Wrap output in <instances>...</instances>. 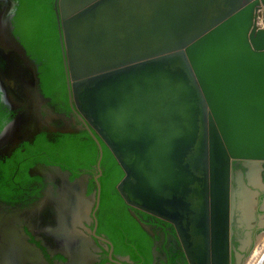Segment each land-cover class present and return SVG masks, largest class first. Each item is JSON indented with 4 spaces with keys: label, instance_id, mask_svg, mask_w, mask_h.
<instances>
[{
    "label": "water",
    "instance_id": "water-1",
    "mask_svg": "<svg viewBox=\"0 0 264 264\" xmlns=\"http://www.w3.org/2000/svg\"><path fill=\"white\" fill-rule=\"evenodd\" d=\"M17 4L0 0V94L16 113L0 133L3 157L38 135L80 131L41 91L13 34ZM54 13L69 105L99 149L95 193L88 175L70 183L81 211L100 207L104 145L123 172L124 203L169 224L187 264H234L235 218L247 223L234 165H264V0H55ZM10 208L0 202V264L43 262ZM95 215L94 240L125 264L96 235Z\"/></svg>",
    "mask_w": 264,
    "mask_h": 264
},
{
    "label": "trees",
    "instance_id": "trees-1",
    "mask_svg": "<svg viewBox=\"0 0 264 264\" xmlns=\"http://www.w3.org/2000/svg\"><path fill=\"white\" fill-rule=\"evenodd\" d=\"M15 1L18 4L11 19L13 34L38 66L43 95L51 100V106L56 112L69 113L66 78L54 13L55 0ZM15 115L3 102L0 94V133ZM102 146L104 154L101 161L103 175L99 179L101 203L97 213L98 234L104 235L113 244L115 256L129 257L134 264H155L153 252L160 237L156 232L152 235L144 230L142 223L149 225L155 221L163 222L134 211L124 203L116 190L123 172L109 150ZM98 159L99 149L84 129L73 134H55L53 138L46 134L38 135L34 143H24L10 157L0 159V201L15 205L27 203L31 196L39 195L41 189L32 186L35 182L43 183L41 177L32 175V169L38 164L62 167L71 171L76 179L84 174L97 173ZM93 190H96L94 183L90 186V193ZM166 254L168 264H187L181 249H170ZM107 262L109 261L105 258L101 264Z\"/></svg>",
    "mask_w": 264,
    "mask_h": 264
},
{
    "label": "flooded vegetation",
    "instance_id": "flooded-vegetation-1",
    "mask_svg": "<svg viewBox=\"0 0 264 264\" xmlns=\"http://www.w3.org/2000/svg\"><path fill=\"white\" fill-rule=\"evenodd\" d=\"M61 114H65L72 121L73 128L79 129L80 131L83 129L85 130L84 124L79 120L78 115H76L71 108L69 113L62 112ZM59 126L61 128L66 127L63 123ZM54 135L55 134L50 135V138H53ZM2 157L3 156L0 155V159ZM56 167L59 166L38 164L33 168V173L38 176L41 174L44 175V178H42L43 183L35 182L32 185L33 187L41 189L39 195L31 196L27 203H19L15 205L6 204L0 201L1 203L15 209L13 211L10 208L8 211L4 212L12 214L13 216L16 215L15 226L28 234V242L32 246L41 250L44 261L37 264H101L105 258L108 259L110 248L105 242L97 241L93 238V231L95 228L94 213H96L95 216L97 219L98 211L95 212V205L91 203L83 205L85 209L81 211L82 205L77 204L79 199H77L75 194H73V196L70 195V183L80 177L75 179L73 178L71 171L64 170L60 167L64 172L69 171L71 176L58 178ZM234 168L236 173L242 175L246 185H248V181H251V184L260 188L261 191L258 192L259 196L256 197L257 202H259L257 205V213L258 215L264 214L263 179L258 180L255 177L256 180L254 179L253 181L254 175L249 172L250 167L244 164H235ZM259 170L264 172V165ZM98 174L99 172L97 171V173H94L93 175L84 174L81 176H90V178L84 183L87 190V197L89 198L96 191L93 190L90 193V186L92 183L95 184L94 178L98 176ZM259 182L262 187L259 186ZM247 225L246 222L240 221L239 215L235 218L233 225V245L236 252L239 243H243L249 235V233L247 234L245 231ZM148 227L150 229V234L153 235V232H156L160 237L156 242V248L153 252L155 264H168L166 251L170 249H181L173 228L171 226H166L164 223H159L158 221L149 224ZM98 228L99 222L96 235L106 239L104 235L98 234ZM258 229L259 227L256 225V228L251 232V238H254ZM74 230L82 232L83 239L79 238L77 240L75 238ZM157 248H159V250H157ZM113 258L117 262L126 264V259L129 257L123 258L113 254ZM250 259L247 264H249ZM237 263V258H235L234 264ZM106 264L114 263L107 262ZM131 264L134 263L131 261Z\"/></svg>",
    "mask_w": 264,
    "mask_h": 264
},
{
    "label": "rangeland",
    "instance_id": "rangeland-1",
    "mask_svg": "<svg viewBox=\"0 0 264 264\" xmlns=\"http://www.w3.org/2000/svg\"><path fill=\"white\" fill-rule=\"evenodd\" d=\"M249 172L252 173V175H254L253 181L256 177L258 180L263 179L264 182L263 171H260L258 168L250 167ZM259 186H261L260 182H259ZM245 187L247 188V224H248L245 231L247 232V234L249 233V235L247 236V238L244 240L243 243H239V247L237 249V262H238L237 264H247L248 260L253 256V253L256 250L255 237L264 233V214L258 215L257 205L259 204V202H257L256 200V197L259 196L258 192H260L261 190L260 188H258V186H254V184H251V181H248V185H246ZM240 221L242 222L243 219H240ZM256 225H258L259 229L256 231L254 238H251V232H253V229L256 228Z\"/></svg>",
    "mask_w": 264,
    "mask_h": 264
},
{
    "label": "bare ground",
    "instance_id": "bare-ground-1",
    "mask_svg": "<svg viewBox=\"0 0 264 264\" xmlns=\"http://www.w3.org/2000/svg\"><path fill=\"white\" fill-rule=\"evenodd\" d=\"M264 258V235L259 238L258 247L256 248L249 264H261Z\"/></svg>",
    "mask_w": 264,
    "mask_h": 264
}]
</instances>
